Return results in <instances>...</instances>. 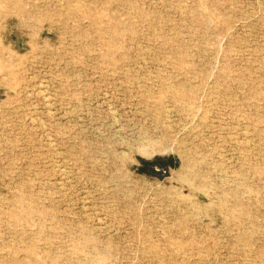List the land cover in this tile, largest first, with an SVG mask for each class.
<instances>
[{
    "label": "rangeland",
    "instance_id": "obj_1",
    "mask_svg": "<svg viewBox=\"0 0 264 264\" xmlns=\"http://www.w3.org/2000/svg\"><path fill=\"white\" fill-rule=\"evenodd\" d=\"M0 264H264V0H0Z\"/></svg>",
    "mask_w": 264,
    "mask_h": 264
}]
</instances>
